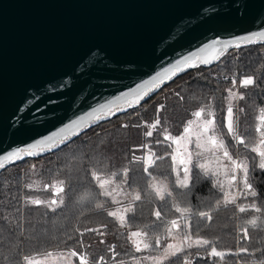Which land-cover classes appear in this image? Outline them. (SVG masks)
<instances>
[{"label": "trees", "instance_id": "1", "mask_svg": "<svg viewBox=\"0 0 264 264\" xmlns=\"http://www.w3.org/2000/svg\"><path fill=\"white\" fill-rule=\"evenodd\" d=\"M247 77L255 83L244 87ZM229 90L236 93L235 98H230ZM230 104L236 133L247 146L238 144L227 131ZM202 108L201 121L214 118L217 134L233 158L248 162L249 182L257 195L244 192L242 174L232 189L236 205L247 208L245 212L233 204L224 206V193L216 184L217 179L226 182L223 171L219 177L206 176L195 166V155L189 187L176 183L171 159L175 145L169 146L164 137L183 135L188 122L197 119L193 114ZM261 110L264 45L233 50L218 65L178 78L142 106L92 128L55 153L11 165L0 174V264H26V257L47 264H79L78 257L71 256L74 251L86 255L89 264H153L152 258L164 257L173 236L181 242L189 233L193 241L205 239L211 244L189 247L184 241L183 252L163 264H264V170L250 150L259 141ZM209 111L215 116H209ZM157 120L159 125L152 129ZM190 150L198 151L194 144ZM149 151L155 163L145 172L143 158ZM210 158L205 154L201 162ZM93 173L113 181L110 188L120 204L101 194ZM61 183L64 192L57 196L55 189ZM154 183L166 185L172 195L161 200L152 190ZM137 193L140 200H134ZM34 199L45 204H31ZM51 200L63 203L53 205V211L46 206ZM252 205L262 211H254ZM177 206L187 209L188 215L177 212ZM124 207H130L127 227L108 215ZM201 212L212 219L201 217ZM252 219L257 220L255 226L248 223ZM172 220L179 221L180 229L169 235ZM186 220L190 228L185 227ZM133 231L147 233L141 239L150 247L142 244L137 252L129 239ZM211 247L224 252V259L211 257Z\"/></svg>", "mask_w": 264, "mask_h": 264}, {"label": "water", "instance_id": "2", "mask_svg": "<svg viewBox=\"0 0 264 264\" xmlns=\"http://www.w3.org/2000/svg\"><path fill=\"white\" fill-rule=\"evenodd\" d=\"M262 33L264 0H0V174L55 153L233 50L264 45ZM209 45L219 51L202 52ZM197 55L210 62L184 65L134 101L141 85ZM21 149L32 154L12 155Z\"/></svg>", "mask_w": 264, "mask_h": 264}, {"label": "snow or ice", "instance_id": "3", "mask_svg": "<svg viewBox=\"0 0 264 264\" xmlns=\"http://www.w3.org/2000/svg\"><path fill=\"white\" fill-rule=\"evenodd\" d=\"M262 37H264V33L261 34ZM249 41H251L253 38H248ZM220 42L217 41L216 44H219ZM236 47H239V44L237 43L235 45ZM225 48L229 47L228 44L224 45ZM209 50L218 52L219 49L216 48L215 45H209L208 49L202 50V52H207ZM200 59L203 63L207 64L210 62L209 58L201 55L188 57L185 60H182L179 65H176L174 68L168 69L166 72H163L160 74L159 77L155 78L154 80L149 81L145 85H141L139 89L136 90L135 93L131 94L134 96V101H139L144 97L148 89L154 88V86L159 83L161 80H163L165 77L170 76L180 68H182L184 65H188L190 67H195L194 61ZM255 81L251 77H247L242 81V84L244 87L253 85ZM229 96L230 98H235L236 93L229 90ZM243 99V97H240ZM134 101H129V103H133ZM197 119L196 121H189L188 126L184 128V134L178 137H173L170 134H166L164 139L166 141H170V145H175V149L173 151V154L171 156L172 162L174 165H176V174H177V180L176 183L181 188H188L191 181V172L192 167L194 165L193 162V155L196 156L195 166L198 167L206 176H216L219 177L221 174V170L223 171V175L226 178V182H220L219 179H217L216 184L219 186L220 190L224 193V200L223 204L224 206H227L228 204H233L237 207H239L240 212H245L248 209L239 205H236V196L233 195L232 189L237 187V176L238 174H242V183L244 192L251 196H256L257 193L253 189L252 184L249 182V167L248 162L240 161L237 159H234L232 154L230 153L228 146L225 144L223 138L217 134L216 129V122L215 119H203L201 121V118L205 115V110L202 108L199 111L195 112L193 114ZM209 116L214 117L215 113L209 111ZM160 121L157 120L155 123L151 125L152 129H155L159 125ZM197 128V131L195 134L193 133V127ZM227 131L229 134H231L232 139L235 140L238 144L246 145V142L243 138H241L237 133L234 126L233 121V108L231 104L228 106L227 109ZM257 131L259 132V141L256 143L255 146H253L250 150L253 153H256L259 157V168L264 170V110H261L260 115V127L257 128ZM193 134L195 135V140H193ZM148 136L152 135V132H147ZM53 137H49L48 141H41V144L49 143L53 140ZM194 144L196 151L193 153L191 151V147ZM38 147V145H33L32 148L35 149ZM21 152H27L29 155L32 154L31 149H21L17 153H13V156H19ZM205 154H210L211 160L208 162H201V158L205 156ZM5 159H11V157H5ZM144 162L146 164L145 172L148 171V168L152 167L155 163L154 160V154L149 151L148 155L143 158ZM226 161V163H225ZM214 162L217 167L211 168L210 163ZM0 167H2V164H0ZM181 169H182V178H181ZM126 175V173H125ZM93 178L97 182L99 188L102 190L101 194L105 197H110L112 199V202L115 204H120L121 201H119L116 198L115 189L110 188V185L113 183L112 180L102 178L99 174L93 173ZM56 195L59 196L61 193L64 192V188L62 186L56 187ZM152 190L156 193V195L161 199H165L166 196H171V191L168 190L166 185H161L158 183H154L152 186ZM140 195L137 193L134 196V200H140ZM31 204L34 205H44L45 202L39 199H34L30 201ZM63 203L62 200H51L47 203V207H51L53 211L56 210L53 205H56L57 207L60 206ZM96 207L102 208V204H97ZM252 209L256 212H261L262 210L255 205H252ZM130 210V207H124V208H117L114 211H109L108 215L111 217H114L122 227H127V219H126V213ZM176 211L179 212L182 216L188 215L187 209H182L179 206L176 207ZM160 212L156 211L155 216L157 219H160ZM201 217L207 218L209 221L212 219L211 215L206 212H201L199 214ZM171 227L168 229L169 235L172 234L173 229L179 231L180 229V223L177 220H172ZM249 224L255 226L257 224L256 219H252L248 221ZM185 227L190 228V224L185 222ZM245 234H247L245 232ZM147 233L140 232V231H133L130 234L129 239L132 240L135 249L137 252L141 251V245L143 244V248L147 249L150 247L147 243H144L141 239L142 237L146 236ZM173 239L176 237L173 236ZM184 241H187L188 246L191 247L193 244L197 247H204L211 244L210 241L205 239H196L192 240L190 233L185 235L184 240L180 243L175 244H168L167 250L164 253L163 258H152L153 264H163L164 260L167 259L170 256H177L184 250ZM157 243H159V240H157ZM246 251V250H245ZM51 255L50 253L48 254ZM71 256L78 257L79 264H89L88 258L86 255H78L77 252H72ZM210 256L214 258H219L220 260H223L225 257V253L218 251L215 247H211L210 250ZM26 264H47L46 260H36L31 257L25 258ZM185 264H190V262L185 261Z\"/></svg>", "mask_w": 264, "mask_h": 264}, {"label": "rangeland", "instance_id": "4", "mask_svg": "<svg viewBox=\"0 0 264 264\" xmlns=\"http://www.w3.org/2000/svg\"><path fill=\"white\" fill-rule=\"evenodd\" d=\"M231 106H232V108H233V105L231 104ZM233 120H234V116H233ZM197 131V128L195 127L194 129H193V133L195 134V132ZM193 134V140H195V135ZM211 160V158L209 159V160H207L206 162H208V161H210ZM210 167L211 168H216L217 167V165L214 163V162H212V163H210ZM171 244H175V243H180V241L177 239V238H175V239H173L172 240V242H170Z\"/></svg>", "mask_w": 264, "mask_h": 264}]
</instances>
